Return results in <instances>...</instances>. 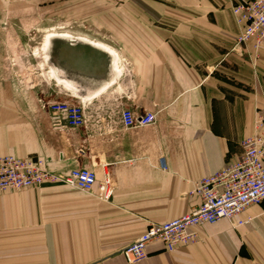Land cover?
I'll use <instances>...</instances> for the list:
<instances>
[{
	"label": "crops",
	"instance_id": "crops-1",
	"mask_svg": "<svg viewBox=\"0 0 264 264\" xmlns=\"http://www.w3.org/2000/svg\"><path fill=\"white\" fill-rule=\"evenodd\" d=\"M125 3L111 43L94 42L113 57V82L85 98L56 82L66 96L57 101L73 96L89 109L83 128L51 112L55 101L7 95L0 81V158H40L61 175L85 168L112 189L108 200L61 184L1 193L0 264H129L122 251L148 225L193 211V184L236 162L264 113V50L236 45L229 0ZM124 108L156 121L125 129ZM240 219L250 221L202 224L195 243L171 252L150 243L135 264H264L262 207Z\"/></svg>",
	"mask_w": 264,
	"mask_h": 264
},
{
	"label": "built area",
	"instance_id": "built-area-1",
	"mask_svg": "<svg viewBox=\"0 0 264 264\" xmlns=\"http://www.w3.org/2000/svg\"><path fill=\"white\" fill-rule=\"evenodd\" d=\"M229 1L239 27L236 45L251 42L254 50H264V0ZM73 98L53 102L49 110L62 114L68 128L81 129L85 125L84 105L80 99ZM155 121L153 113L139 115L127 108L120 111V123L125 129L147 127ZM240 148L241 154L236 162L193 184L190 194L200 201L193 211L171 221L148 225L140 237L122 251L125 261L135 264L146 259L147 246L153 242L161 243L167 252L191 245L197 241L195 228L202 224L226 220L232 228L241 227L250 221L240 219L250 206H261L264 213V113L255 115L253 134L241 141ZM47 184L94 192L101 200H108L112 193L108 177L97 184L95 174L85 168L61 175L49 172L45 161L40 158H0V194Z\"/></svg>",
	"mask_w": 264,
	"mask_h": 264
},
{
	"label": "rangeland",
	"instance_id": "rangeland-1",
	"mask_svg": "<svg viewBox=\"0 0 264 264\" xmlns=\"http://www.w3.org/2000/svg\"><path fill=\"white\" fill-rule=\"evenodd\" d=\"M126 14L125 0H0V81L7 95L65 98L43 65L44 36L65 34L109 45L111 30Z\"/></svg>",
	"mask_w": 264,
	"mask_h": 264
},
{
	"label": "water",
	"instance_id": "water-1",
	"mask_svg": "<svg viewBox=\"0 0 264 264\" xmlns=\"http://www.w3.org/2000/svg\"><path fill=\"white\" fill-rule=\"evenodd\" d=\"M48 44L47 66L61 80L72 82L79 89V97L85 98L90 90L113 82L115 62L105 49L66 37H53Z\"/></svg>",
	"mask_w": 264,
	"mask_h": 264
},
{
	"label": "bare ground",
	"instance_id": "bare-ground-1",
	"mask_svg": "<svg viewBox=\"0 0 264 264\" xmlns=\"http://www.w3.org/2000/svg\"><path fill=\"white\" fill-rule=\"evenodd\" d=\"M53 37H66V38H69L70 36L68 35H65V34H47L44 36L43 40H42V43H41V53L43 55V58H44V67H48L46 62H47V55H46V52H47V48L49 46V40ZM78 41H82V42H86V43H90V44H93V45H97L98 47H101L103 48L102 46L98 45V44H95L94 42H91V41H88V40H81V39H77ZM106 48V47H105ZM49 68V67H48ZM50 69V68H49ZM119 69V68H118ZM50 77L51 79H54L57 83H62L64 84L65 87L69 88V89H72L71 87H74L75 85L70 83V82H67L66 80H61L60 78H58L57 74H55L54 70H51L50 69ZM71 86V87H70ZM76 87V86H75ZM74 87V88H75ZM77 88V87H76ZM94 93V92H93ZM88 97V96H87Z\"/></svg>",
	"mask_w": 264,
	"mask_h": 264
}]
</instances>
